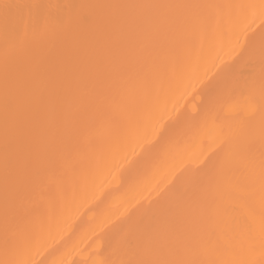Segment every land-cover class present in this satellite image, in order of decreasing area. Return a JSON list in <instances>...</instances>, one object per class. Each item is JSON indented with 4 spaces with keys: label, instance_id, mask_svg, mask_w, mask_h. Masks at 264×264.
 <instances>
[{
    "label": "bare ground",
    "instance_id": "bare-ground-1",
    "mask_svg": "<svg viewBox=\"0 0 264 264\" xmlns=\"http://www.w3.org/2000/svg\"><path fill=\"white\" fill-rule=\"evenodd\" d=\"M158 3L254 5L209 8L195 30L177 29L161 57L166 71L152 76L148 101L141 79L124 86L92 115L71 141L62 170L45 173L37 190L13 184L8 235L25 230L26 246L5 251L4 193V59L15 51L6 44L18 23L19 5H36L33 13L73 20L74 32L90 36L94 19L78 5ZM264 0H0V261L26 264H120L121 261L189 259L200 264H264V190L260 176L264 143L260 139L264 109ZM4 5L9 8L5 9ZM27 16L28 10H23ZM85 16V17H84ZM84 17V19H82ZM65 43L45 45L38 55L53 62L64 55ZM10 75L18 69L10 64ZM147 71V69H146ZM134 108L129 121L121 110ZM77 104H64L70 121ZM57 106L50 100L39 113L41 127L56 123ZM248 126L251 142L235 157L229 173L231 199L203 226L215 233L213 247L177 253L168 237L188 226L186 211L195 214L207 198L209 170L224 157L221 133ZM15 175L16 150L9 151ZM243 182L241 189L239 184ZM171 206L175 213L158 211Z\"/></svg>",
    "mask_w": 264,
    "mask_h": 264
},
{
    "label": "snow or ice",
    "instance_id": "snow-or-ice-1",
    "mask_svg": "<svg viewBox=\"0 0 264 264\" xmlns=\"http://www.w3.org/2000/svg\"><path fill=\"white\" fill-rule=\"evenodd\" d=\"M20 15L15 31L10 35L5 29V42L15 51L13 58L4 59V193H5V251H16L28 243V233L21 230L15 238L8 235L7 216L13 207L11 188L19 187L24 180L32 190H37L41 177L48 172L62 170L63 160L71 141L78 135L92 115L122 94L124 86L141 79L144 83V102L148 101V85L152 76L161 80L166 63L161 52L170 36L177 29L195 30L204 23L203 12L209 8L255 7L254 5H207V4H158V3H107L78 5L86 9L87 17L94 19V32L86 36L72 30L73 20L67 22L60 15L33 13L36 5H19ZM264 11V4L260 5ZM4 8H9L4 5ZM27 9V16L23 10ZM85 17V16H84ZM82 17V19H84ZM65 43L64 55L53 62L38 55L45 45ZM18 71L10 75V64ZM147 69V71H146ZM71 98L77 104L71 120L66 121L64 104ZM57 106L56 123L51 129L43 128L39 113L48 101ZM122 118L131 121L134 108L121 110ZM260 139L264 143V109L261 110ZM251 142L248 126L228 129L221 133L223 159L209 170L207 198L198 202L195 214L186 211L188 226L175 239L168 240L177 253L192 251L199 246L213 247L217 243L215 233L203 226L212 217L208 210L215 207L222 211L221 202L234 195L230 185V172L236 168L235 157ZM15 147V175L9 151ZM264 190V163L260 176ZM244 187L243 182L239 184ZM161 215L174 214L173 207H162ZM261 230L264 232V222ZM0 264H26L20 260H4ZM35 264V262H33ZM112 264V262H105ZM120 264H200L189 259H159L121 261Z\"/></svg>",
    "mask_w": 264,
    "mask_h": 264
}]
</instances>
